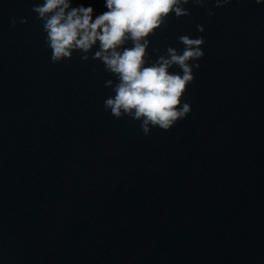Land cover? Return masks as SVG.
Here are the masks:
<instances>
[{"label":"water","instance_id":"obj_1","mask_svg":"<svg viewBox=\"0 0 264 264\" xmlns=\"http://www.w3.org/2000/svg\"><path fill=\"white\" fill-rule=\"evenodd\" d=\"M42 2L0 0V264H264V3L180 0L162 18L145 66L182 36L203 55L189 111L145 133L105 107L119 81L96 47L51 60Z\"/></svg>","mask_w":264,"mask_h":264},{"label":"clouds","instance_id":"obj_2","mask_svg":"<svg viewBox=\"0 0 264 264\" xmlns=\"http://www.w3.org/2000/svg\"><path fill=\"white\" fill-rule=\"evenodd\" d=\"M179 3L180 0H103L104 11L96 12L90 3L73 7L72 0H43L32 5L31 11L42 21L53 62L71 58L74 51L84 53L82 59L86 60V54L97 48L93 58L101 60L119 81L115 95L105 101V107L116 117L122 113L134 119L143 117L142 126L147 133L149 123L166 130L189 111L187 104L177 108L186 84L193 79L186 61L203 55L199 50L202 39L182 36L180 41L186 46L182 55L169 49V58L160 57L156 63L145 66L146 37L170 12L176 16L186 14L177 7ZM21 22L26 23L27 19L22 18ZM128 40L132 47L122 48ZM173 64L182 69V76L168 72Z\"/></svg>","mask_w":264,"mask_h":264}]
</instances>
